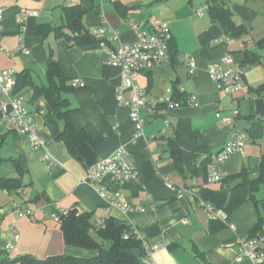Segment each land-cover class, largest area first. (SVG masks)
<instances>
[{
	"label": "crops",
	"instance_id": "1",
	"mask_svg": "<svg viewBox=\"0 0 264 264\" xmlns=\"http://www.w3.org/2000/svg\"><path fill=\"white\" fill-rule=\"evenodd\" d=\"M207 1L0 0L5 9L0 22V71L15 68V91L23 97L45 139L42 146L32 148L27 136L0 120V175L17 176L16 159L26 184L19 192L0 187V264H24L16 260L23 255L40 259L57 254L96 255L97 250L65 243L59 218L72 209L92 211L98 223L112 216L135 226L148 249L149 264H264V260L257 263L248 256L238 260V245L250 236L260 216L263 224L255 237L264 248V183L254 192L257 209L249 185L223 187L209 178L211 157L230 138L233 126L247 132L246 146L219 164V171L228 176L246 166L252 177L260 171L264 90L258 89L264 86V2L226 0L236 22L248 27L241 37H231L211 19L204 6ZM78 2L91 32L102 25L118 32L119 39L111 42L113 47L138 39L133 24L148 28L159 18L171 28L177 55L170 54L151 70L142 71L137 80L158 97L172 98L178 89L186 104L161 107L157 112L142 109L143 133L135 140L129 108L118 100L121 68L108 62L107 47L99 42L72 45L53 31L64 22V5ZM118 2L125 6L121 11L116 7ZM200 9L203 14L197 15ZM29 10L37 13L27 14ZM246 49L259 55L260 61H247ZM51 53L75 87L62 93L69 117L94 141L81 143L77 156L59 139L65 121L57 116L45 94L44 86H52L48 75ZM226 53L243 69V90L233 94L220 90L209 74L210 65ZM184 54L192 57L194 71L178 58ZM76 79L83 84L76 86ZM122 95L125 100L131 98L129 90ZM190 95L196 97L193 104L187 103ZM219 103L224 105L222 117L239 109L234 125L217 117ZM171 139L182 150V170L171 154ZM121 146L131 152L138 170V175L121 187L123 201L131 209L109 204L87 180L89 167ZM236 183L229 182L230 186ZM100 185L118 188L110 177ZM13 201L32 208L36 220L20 217ZM218 213L222 216H215ZM16 233L18 240H14ZM8 244H12L9 250Z\"/></svg>",
	"mask_w": 264,
	"mask_h": 264
},
{
	"label": "built area",
	"instance_id": "2",
	"mask_svg": "<svg viewBox=\"0 0 264 264\" xmlns=\"http://www.w3.org/2000/svg\"><path fill=\"white\" fill-rule=\"evenodd\" d=\"M206 7V6H205ZM5 9L0 5V22L4 18ZM37 11L29 10L27 14H36ZM197 15H202L203 11L198 10ZM138 32V39L134 42H121L119 46H111V42L119 39L118 32L110 25H102L94 29L92 33L100 40L103 46L108 49L107 60L109 63L121 68L122 83L118 100L121 104H126L129 108V118L135 127L133 139H137L143 133L145 120L141 115L142 109L156 111L161 103L167 105V109L177 106L171 97H158L138 83V76L142 71L151 70L157 64L161 63L170 55V42L173 34L169 24L159 18L154 19L148 28H142L139 24H133ZM110 34L109 37L107 35ZM182 62L190 66L194 71L195 63L190 55L184 54L178 57ZM209 74L216 82L218 88L227 93L233 94L243 90L242 75L243 69L236 67L232 54L226 53L217 62L209 67ZM15 68H6L0 71V120L3 123L11 125L19 134L27 136L32 148L40 147L45 139L38 130L33 113L25 106L23 97L16 93ZM76 86L83 83L76 79ZM129 90L131 98L125 100L122 91ZM196 102L195 95L187 97V103ZM224 105H217V117L227 124L234 125L236 117L239 115V109L232 110L231 115L222 117L221 111ZM248 134L246 131L233 126L230 138L223 147L214 153L209 164V178L211 182H220L224 175L219 171L218 165L225 162L232 154L242 152L246 146ZM138 175L137 164L132 158L131 152L121 146L110 156L99 159L94 165L90 166L87 172V180L101 193L109 204L123 209H131L128 202L123 201L122 185L129 179ZM110 177L117 184V190H110L103 187L101 181ZM21 191V190H19ZM14 211L20 217H28L35 221L34 210L26 207L18 201H13ZM214 210L213 206H209ZM142 209V208H141ZM143 210V209H142ZM215 216H222L215 214ZM134 233L139 236L138 229L132 225ZM19 233L15 234L14 240H18ZM238 260L248 256L259 263L264 260V248L259 239L255 236L247 237L240 241ZM3 247H0V251ZM12 248L8 244L6 249Z\"/></svg>",
	"mask_w": 264,
	"mask_h": 264
},
{
	"label": "trees",
	"instance_id": "3",
	"mask_svg": "<svg viewBox=\"0 0 264 264\" xmlns=\"http://www.w3.org/2000/svg\"><path fill=\"white\" fill-rule=\"evenodd\" d=\"M205 6L208 8L211 19L218 22L227 35L241 37L248 32L246 25L236 22L234 13L226 0H209L205 3ZM116 7L121 11L125 6L118 2ZM84 13L85 10L80 2L64 5V22L55 26L53 31L57 36L66 38L72 45L100 42L85 26L83 22ZM245 52L247 61H260V56L253 51L246 49ZM170 54L177 55L176 43L173 38L170 42ZM48 64V75L52 81V86H44L45 94L57 116L65 121V127L58 137L66 143L69 152L77 156V147L81 143H94V141L84 129L77 128L69 117L70 109L66 102L67 99L62 97V93L69 92L75 87L69 83V78L52 53L48 57ZM263 87H259L258 91H263ZM172 99L179 104H186L184 95L178 89H174ZM161 107L167 109V105L161 103L156 112ZM168 145L178 168L182 170L183 155L181 148L175 139H171ZM14 162L19 171L17 176L0 175V187L9 192H19L22 187L26 186L23 183V169L20 163L16 159H14ZM233 180H236L237 183L230 186L229 182ZM218 183H221L223 187L229 186V188L249 185L252 192L251 197L257 209H259L258 199L255 197L254 192L264 183V155L261 156L260 171L257 176L252 177L249 168L245 166L236 174L224 176ZM262 224L263 218L260 216L251 229V237L255 236ZM59 227L63 232L67 245L97 250V254L91 257L57 254L42 259L31 255H23L16 260L24 264H149L147 262L148 249L146 245L140 236L134 233L132 224L124 220L111 216L103 217V221L98 223L92 211L80 212L77 209H72L60 216Z\"/></svg>",
	"mask_w": 264,
	"mask_h": 264
},
{
	"label": "rangeland",
	"instance_id": "4",
	"mask_svg": "<svg viewBox=\"0 0 264 264\" xmlns=\"http://www.w3.org/2000/svg\"><path fill=\"white\" fill-rule=\"evenodd\" d=\"M204 6H205V4H204ZM200 10H203V9H200Z\"/></svg>",
	"mask_w": 264,
	"mask_h": 264
}]
</instances>
